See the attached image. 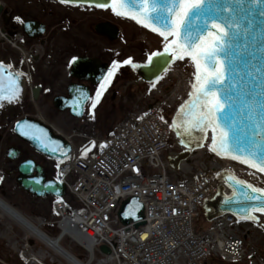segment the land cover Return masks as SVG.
I'll return each instance as SVG.
<instances>
[{"label": "built area", "instance_id": "2783aa9c", "mask_svg": "<svg viewBox=\"0 0 264 264\" xmlns=\"http://www.w3.org/2000/svg\"><path fill=\"white\" fill-rule=\"evenodd\" d=\"M164 104L155 102L152 109L134 113L116 125L95 159L81 158L62 166L60 179L78 205L56 203L49 221L38 220L51 233L35 229L20 238L17 251L25 264H200L212 252L230 259L244 254L242 240L227 237L233 219L215 221L201 234L195 233L193 221L217 191L220 171L239 170L258 185H264V180L214 158L210 168L206 165L194 172L185 165L171 171L163 159L171 137L169 124L159 115ZM130 196L145 206L140 227L119 224L117 210ZM57 231L68 248L58 254L51 251L54 248L44 252L47 241L63 243L55 238ZM37 242L42 246L37 247ZM102 246L111 253L102 252ZM65 257L72 262H64Z\"/></svg>", "mask_w": 264, "mask_h": 264}, {"label": "rangeland", "instance_id": "374dc122", "mask_svg": "<svg viewBox=\"0 0 264 264\" xmlns=\"http://www.w3.org/2000/svg\"><path fill=\"white\" fill-rule=\"evenodd\" d=\"M5 5L4 14L10 18L22 17L38 20L46 24L47 30L43 37L41 49L42 58L32 61L26 66L21 53L10 42L0 40V62L14 66L22 71H29L34 85L42 86V91L35 102L27 93L21 102L7 105L0 109V197L7 201L21 214L29 218L49 216L54 200H35L17 183V165L27 158H32L44 166H52L56 175L58 167L37 154L14 133L17 121L24 117L41 118L57 132L70 138L77 153L84 152L95 156L100 148L101 140L109 135L113 125L131 110H144L150 94L146 92L145 84L134 86L137 80L135 67L121 63L119 69L107 84L96 107H92L96 92L94 88L90 102L87 105L84 118L76 119L67 112H59L53 106V100L58 94H64L71 81L69 71L73 57L89 56L107 62L111 67L113 61L122 62L131 58L136 66L145 64L148 55L163 49V42L156 36L143 34L135 25L111 10H100L91 7L72 6L55 0H2ZM10 20V19H9ZM101 22H112L121 30L117 41L96 34L95 26ZM15 28V29H13ZM0 30L7 35L21 32L17 20L5 24L0 16ZM15 41V40H13ZM12 41V42H13ZM37 41L27 40L30 47ZM187 64L181 65L185 67ZM152 98L158 97L155 94ZM174 113V110H173ZM165 119L173 120L172 111L163 113ZM176 134V129H174ZM74 136V138H73ZM181 138V137H179ZM95 142V144H93ZM15 147L21 151V156L15 162L7 158V151ZM180 142L173 144V152H181ZM170 158V154L166 156ZM53 164V165H52ZM12 227V230H11ZM196 227L203 230L209 227L205 211H202L196 221ZM25 237L26 232L12 220L5 217L0 223V264H22L14 251L13 236ZM242 237L244 254L241 258L230 261L219 255L212 256L205 264H264V219L254 224H240L237 230L229 232Z\"/></svg>", "mask_w": 264, "mask_h": 264}, {"label": "snow or ice", "instance_id": "6c2138e0", "mask_svg": "<svg viewBox=\"0 0 264 264\" xmlns=\"http://www.w3.org/2000/svg\"><path fill=\"white\" fill-rule=\"evenodd\" d=\"M59 2L78 3L79 0ZM258 5H264V0H111L115 14L130 16L163 38V51L153 52L148 57L149 62L153 57L157 58L153 68L160 70V65H167L173 56L181 60L188 57L194 63L196 71L189 100L180 105L179 123L174 120L171 124L176 135L203 133L211 128L213 152L230 155L233 160L264 173V66L256 68L252 63L257 50L264 62V27L257 32L253 16ZM97 6L103 8L107 4ZM260 15L264 17V10ZM15 19L22 22L21 17ZM76 59L73 57V61ZM121 63L136 67L131 58L122 62L114 60L107 76L102 78L93 108ZM11 67L8 65V69ZM24 75L8 71L0 62V105L4 100L20 98L21 77ZM255 80H259L258 85ZM257 86L259 91L255 90ZM24 134L28 135L27 132ZM179 142L185 147L190 146L184 139ZM104 146L100 145L101 148ZM196 146L202 147L203 144L197 142ZM62 155L68 159L70 151ZM228 179L234 181L229 185L233 187L234 195L236 187L242 186L243 199L238 203L244 200L256 202L244 209L242 218L257 221L259 218L252 213H264V187H255L235 175H229ZM45 186L51 187L52 184L49 182Z\"/></svg>", "mask_w": 264, "mask_h": 264}, {"label": "water", "instance_id": "95a60500", "mask_svg": "<svg viewBox=\"0 0 264 264\" xmlns=\"http://www.w3.org/2000/svg\"><path fill=\"white\" fill-rule=\"evenodd\" d=\"M67 4L93 6L97 8H101L97 6L98 4H107V7H103L101 9L112 8L111 0H79L78 3H67ZM262 10H264V5H258L255 6L253 11L257 32L261 27H264V17L260 15V12ZM126 18L132 19L130 16ZM148 29L151 30L150 28ZM23 30L28 38L38 39L44 35L46 26L36 21H28L24 24ZM95 32L100 36L106 37L112 42L118 40L120 35V29L116 25L110 22L97 24L95 26ZM261 55L262 54L257 50L256 59L252 61V63L255 65L256 68H260L264 66V62H262L260 59ZM156 61L157 58L153 57L152 62H149L148 60L147 65L139 66L137 68V72L139 76L144 81L153 82L157 80L161 76V74L169 67V65H171V63L173 62V57L172 59L169 60L167 65H160V70L153 68V63ZM5 68L8 71H11L10 69H8L6 65ZM108 71H109V66L106 63H103L101 60L96 58L81 57L73 61L71 65L70 75L72 78L76 80L89 82L92 85L97 86L103 82L102 78L107 76ZM230 75L231 73H229V76ZM254 83L258 85L259 80H255ZM7 87H8V79H7V73H5V88L7 89ZM25 90H26V80L24 77H21L20 98L18 100H12V101L4 100L2 102V105H0V107L4 105L15 104L21 101L25 95ZM255 90L259 91L260 89L257 86ZM40 92H41L40 87L34 88L33 90L34 99H38ZM5 95H7V91L5 92ZM90 97H91L90 86H87L85 84L72 83L68 88V97H56L53 101V105L59 111L62 112L69 111L70 114L75 118H83L85 105L90 100ZM175 120L177 121V123H179L180 121L179 113L176 114ZM209 130H211V128L206 129L203 133L193 132L191 135L186 134L184 136H181V139H184L186 143H189L192 146H196L197 142L203 143L206 133ZM25 132H27L28 135H25L24 134ZM15 134L21 140L28 143L37 153L55 162H63L67 160L63 157L62 155L63 153L70 151V157L73 153V148L68 141H66L61 136L55 135L51 127L45 125L39 120L25 118L19 121V123L17 122V124L15 125ZM229 135L231 136L232 133L229 132ZM33 136L37 137V139H33L32 138ZM52 149H56V151L53 152ZM215 153L222 158L232 159L230 155L225 156V155H220L218 152ZM19 155H20V151L15 148H11L8 151V157L11 160H16L19 157ZM229 175H233V174L224 173L220 176L219 178L220 182L224 184V187L221 188L220 194L219 196H217V198L207 203L206 217L208 218L209 221H214L226 216H231L238 219L241 222H250L251 220H246L242 218L245 215L244 209L256 202L244 200L242 203H238L237 201L243 199V189L242 186H237L236 195H234L233 187L229 186L230 184H234V181H230L228 179ZM17 181L26 192L38 198H43V199L47 197L62 198L66 194L65 185L60 183L56 179L47 180L43 168L33 160H26L23 163H21V165L19 166V177ZM49 182H51L52 186L46 187L45 185H47ZM225 188L231 191L230 195H225L224 193ZM252 214L256 215V214H264V213L256 212ZM118 216L123 226H128L133 223H136V227H139L142 225L141 221L144 220L145 218L144 205L137 198H129L128 200L122 203L118 211ZM101 250L107 254H110V250L106 246H102Z\"/></svg>", "mask_w": 264, "mask_h": 264}, {"label": "bare ground", "instance_id": "6f19581e", "mask_svg": "<svg viewBox=\"0 0 264 264\" xmlns=\"http://www.w3.org/2000/svg\"><path fill=\"white\" fill-rule=\"evenodd\" d=\"M2 37L3 35L0 33V40H2ZM181 72V71H180ZM180 72L178 71H175L174 74L177 76V75H180ZM186 81L184 80V83ZM38 119L43 122V123H46L42 118L41 116L39 115L38 116ZM181 139V138H179ZM206 164L205 163H199L197 165V167H200V168H205ZM208 168L211 167V165L207 166ZM234 173H239L240 171L239 170H233ZM7 217L8 219L12 220L13 222H15L17 225L19 226H22L23 228H26L27 230H29L30 233L34 232V228L31 227L28 222L26 221V219L22 216V214L20 212H18L13 206H11L9 203H7L6 201H4L3 199L0 198V220L3 218ZM145 220V219H144ZM144 220H142V224L144 223ZM1 222V221H0ZM55 238L58 239V240H61V245H58V243H56L55 245L53 243H51L50 241H47L44 243V252L45 251H48L52 248H54V250H51L52 252H54V254H58L60 251H63L64 248H68V243H65V240L64 238H60V233L59 231L56 232L55 234ZM51 240L55 241V239L53 238H50ZM58 240H56L55 242H58ZM42 246V243L41 242H37V247H41ZM42 253V252H40ZM73 253L77 254V249H73ZM69 256V255H68ZM235 259V258H233ZM75 261H77V259H75ZM64 262H72L70 258H67L65 257V260ZM78 262V261H77ZM7 264H10V263H7ZM78 264V263H76Z\"/></svg>", "mask_w": 264, "mask_h": 264}, {"label": "flooded vegetation", "instance_id": "af4514ba", "mask_svg": "<svg viewBox=\"0 0 264 264\" xmlns=\"http://www.w3.org/2000/svg\"><path fill=\"white\" fill-rule=\"evenodd\" d=\"M21 17V16H20ZM22 18V17H21ZM18 22V21H17ZM17 24H19L20 26H21V28L23 27V23L22 22H18ZM72 83H76V84H83L84 82H80V81H76V80H73V79H71V81L69 82V84L66 86V88H65V93L64 94H58L57 96H64V97H67L68 96V88H69V86L72 84ZM85 84H87V85H89V83H85ZM41 87V89H42V86H40ZM93 88L94 87H92L91 86V92H92V94H93ZM68 113V112H67ZM2 140V138H0V141ZM52 163V162H51ZM42 165V164H41ZM53 165V164H52ZM18 166H19V164L17 165V169H18ZM43 166V168H44V171H45V175H46V177H47V179H50V178H52L53 177V167L52 166H44V165H42ZM16 172H17V170H16ZM34 198V197H33Z\"/></svg>", "mask_w": 264, "mask_h": 264}]
</instances>
